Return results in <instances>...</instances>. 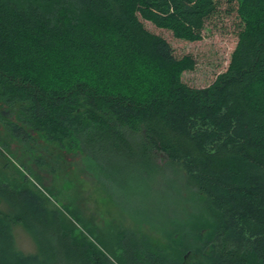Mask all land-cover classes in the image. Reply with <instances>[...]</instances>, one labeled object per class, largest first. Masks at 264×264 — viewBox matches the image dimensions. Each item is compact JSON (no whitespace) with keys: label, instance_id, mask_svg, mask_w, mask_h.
I'll use <instances>...</instances> for the list:
<instances>
[{"label":"trees","instance_id":"1","mask_svg":"<svg viewBox=\"0 0 264 264\" xmlns=\"http://www.w3.org/2000/svg\"><path fill=\"white\" fill-rule=\"evenodd\" d=\"M235 1L228 66L193 87L194 58L141 18L196 41L217 0H0V145L79 150L143 216L161 154L193 201L157 219L162 244L140 223L93 228L74 204L71 219L17 170L21 182L0 179V264H264V0Z\"/></svg>","mask_w":264,"mask_h":264},{"label":"rangeland","instance_id":"2","mask_svg":"<svg viewBox=\"0 0 264 264\" xmlns=\"http://www.w3.org/2000/svg\"><path fill=\"white\" fill-rule=\"evenodd\" d=\"M235 2V0H217V11L207 19L202 38L196 41L177 38L170 30L156 27L150 21L141 18L149 31L161 35L169 42L176 57L190 54L194 58V68L183 71L181 75L182 81L189 86H207L217 74L227 68L231 52L237 42L240 23L235 11ZM9 112V116L13 117V112L11 110ZM2 125L3 122L0 121V130ZM41 144L43 145V142ZM0 148L2 150L0 179L21 182V173L17 171L21 170L28 176L30 186L40 187L49 197L50 206L59 207L71 218L74 216L71 204H74L75 209L90 221V226L93 228L105 229L111 222L115 223L114 225L134 228L135 224L140 223L143 226L142 230L149 237L163 244L166 241L165 232L162 230L161 220L157 219L165 212L168 213V210L174 211L175 217L184 216L185 211L190 210L193 204L191 193L185 188L184 182L178 179L173 171L162 165L164 156L161 154L156 158L162 167L155 175L154 202L149 200L152 207L145 206L147 210L143 216L139 211V207L144 206L143 202L139 199L131 201L125 190L118 192L116 197L112 194L113 199L108 195V189L99 180L97 171L93 170L88 159L79 150L62 151V157L57 159L56 148H52V145H49L47 150L39 149L32 154L25 153L24 147L17 141L10 142L7 150L1 145ZM104 180V183L111 188L113 181ZM13 231L20 249L26 252L35 250L34 241L21 226H14Z\"/></svg>","mask_w":264,"mask_h":264},{"label":"flooded vegetation","instance_id":"3","mask_svg":"<svg viewBox=\"0 0 264 264\" xmlns=\"http://www.w3.org/2000/svg\"><path fill=\"white\" fill-rule=\"evenodd\" d=\"M2 113L6 116H9L10 115V112L9 111H2Z\"/></svg>","mask_w":264,"mask_h":264}]
</instances>
